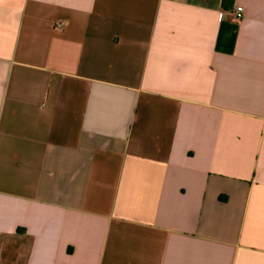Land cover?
Listing matches in <instances>:
<instances>
[{
    "label": "crops",
    "instance_id": "obj_1",
    "mask_svg": "<svg viewBox=\"0 0 264 264\" xmlns=\"http://www.w3.org/2000/svg\"><path fill=\"white\" fill-rule=\"evenodd\" d=\"M0 264H264V0H0Z\"/></svg>",
    "mask_w": 264,
    "mask_h": 264
},
{
    "label": "built area",
    "instance_id": "obj_2",
    "mask_svg": "<svg viewBox=\"0 0 264 264\" xmlns=\"http://www.w3.org/2000/svg\"><path fill=\"white\" fill-rule=\"evenodd\" d=\"M243 12H244L243 6H238L237 9L234 12H232V15L236 20H241L243 18ZM63 25L64 22H58L56 24V27L61 28Z\"/></svg>",
    "mask_w": 264,
    "mask_h": 264
}]
</instances>
